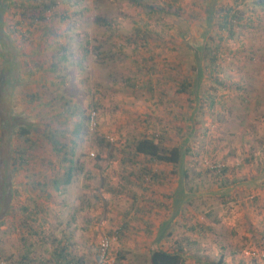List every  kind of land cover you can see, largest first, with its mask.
I'll return each instance as SVG.
<instances>
[{"label":"rangeland","instance_id":"obj_1","mask_svg":"<svg viewBox=\"0 0 264 264\" xmlns=\"http://www.w3.org/2000/svg\"><path fill=\"white\" fill-rule=\"evenodd\" d=\"M166 1L83 0L78 8H86L87 12L77 21L34 25L25 40L17 33L12 8L4 13L1 27L11 38L12 53L4 60L0 50V127L6 143L0 148V264H14L24 254L35 261L37 257L48 258L59 245L69 246L70 252L83 256L86 264H112L122 250L126 254L125 264H147L149 250L155 246L177 249V240L185 233L180 222L175 223L173 235L170 231L163 232L158 245H154L155 235L147 236L133 219L124 237L115 234L130 205L129 189L152 197L136 185V176L129 178L133 183L127 186L128 190L120 188L121 182L137 170H134L132 143L142 133L158 132L164 127L168 129V144L182 139L189 142L191 151L187 160L191 162L185 164L187 181L202 193L215 192L217 188L216 195L195 193L199 196L187 208L192 212L198 210L194 215L201 217L207 224L205 227L211 229L203 235L186 232L185 264H264V178L259 179L254 162L238 167L250 147L254 153L260 151V158L264 153V6L257 0H217L213 25L209 26L207 6L211 0H178L175 7L183 8L181 14L174 13ZM221 6L237 11L243 21L234 27L232 38H227V31L221 33L225 38L222 45L225 55L219 60L221 67L212 74L204 73V83L208 89L216 88L213 94L220 104H215L212 116L202 113L196 129L179 133L174 126L189 117L195 103L185 100L186 97L174 102L175 86L169 81L159 88L169 102H158L152 101L143 90L132 93L125 89V79L137 75L144 80L138 65L147 69L153 63L159 68L163 64L171 67L176 64L175 72L179 76L192 73L194 58L189 50H176L167 41L181 44V31L187 33L185 40L191 42H196L195 39L202 42L207 29L215 36ZM96 15L111 21L114 38H109L95 23ZM145 23L152 37L159 35L162 40H149L143 48L139 43L134 52L135 44L126 45L123 40L127 37L134 40L133 28ZM26 28L20 30L24 32ZM86 39L90 41L91 53L83 60L79 47ZM56 40L61 44L71 43L64 64L53 57ZM122 45L130 58L110 59L111 50L118 52ZM150 56L153 61H149ZM53 64L57 65L56 71L51 67ZM30 95L40 96V100L30 104L27 97ZM67 108H77L76 112L71 111L72 117H68L71 112ZM60 114L65 116V121H59ZM89 115L92 118L88 121ZM19 126L28 127L34 137H43L42 132L48 130L62 136L70 147L74 142V154L69 156L72 162L44 146L34 151L33 162L11 172L10 148ZM100 139L106 140L108 147H104L105 143L100 146ZM209 156L235 166L237 175L243 176L244 182L237 188L239 199L229 211L222 207L218 197L225 190L210 185L211 177L206 170L212 165ZM144 160L134 161L144 165L147 163ZM61 164L73 166L74 172L67 185L55 190L53 180L63 181L65 173ZM154 168L169 177L154 184L156 195L162 196L158 197L162 202L159 204L175 207L169 187L176 184L178 177L169 167ZM39 180L46 183L45 190L39 191L36 185ZM191 185L188 186L194 188ZM28 204L34 211V206L39 210L36 221H26L27 215H22L21 207ZM159 208L162 209L159 213L152 211L146 220L158 223L164 211L163 206ZM207 211L212 215L206 217ZM69 236L71 240L66 242ZM105 249V258L101 260Z\"/></svg>","mask_w":264,"mask_h":264},{"label":"trees","instance_id":"obj_2","mask_svg":"<svg viewBox=\"0 0 264 264\" xmlns=\"http://www.w3.org/2000/svg\"><path fill=\"white\" fill-rule=\"evenodd\" d=\"M83 1V0H80ZM79 0H0V50L2 52V57L7 58L12 53V41L8 34H5L1 27V22L3 21L2 17L4 13L12 8L13 14L16 18L15 26L17 27V33H19L23 39L25 40L28 35H30L32 32L29 30L30 27L36 26H46V23L51 22V24L55 23H61L62 25L69 20L77 21L79 17L82 15L84 16V13L87 12L86 8L79 9L80 5ZM133 1V0H129ZM135 2L138 0H134ZM169 1V2H168ZM175 2L178 3V0H167L166 3L168 7L174 11L176 14L184 13L182 10L183 8L178 5V7H175ZM217 0H211L207 6V8H210V13L207 15L208 17V25H213L211 23L212 21V15L215 14V11L217 10L215 6ZM258 4L264 6V0H257ZM219 12L221 13V17L217 24V30L215 36H211L209 30L207 29L202 34V42H198L199 40L195 39L196 42H191L190 40H185L187 37V33L185 31H181L180 38H181V44H178L177 42H173L171 40H168L167 43H172L173 47L177 50L178 48L189 50L191 56L194 58V67L192 69V73L184 74L179 76V73L175 72L176 69H178V65L174 64L172 67L170 64H163V67L158 66V64H151L150 66L145 68H142L138 65L137 70L142 73V76L144 80H140L137 75L129 76L125 79V89H129L132 93L137 90H143L145 94H148L152 101H163V102H169L168 98H164L165 94L163 91H160L159 88L162 89V86L165 81H169L172 85L175 86V92L174 97L177 99L174 100L176 102L177 100H180L182 98H185V100L189 101L190 103H195L193 107L192 113L189 115V117L183 121L174 126V128L179 131V133L184 132L185 130H188V132L193 128L196 129L198 127V124L200 123V117L203 115L202 113H207L208 115L212 116L215 109V104H220L219 101L216 99V95L213 94V91L216 88H207V85L204 83L205 77L204 73L212 74L213 72H217V70L220 69V63L219 60L223 58L225 55L222 50L224 49L222 47L223 42L225 41V38L221 36L222 32L227 31V38H232L234 35V27L238 25L240 21H243L242 16L237 12L233 11L230 7L221 6ZM95 23L104 29L105 33L109 35V38H114L115 30L112 26V23L109 19L101 16L96 15L94 17ZM147 24L145 23L144 26L140 27V25H137L133 28L132 37L134 38L130 40V38H124L123 43L126 45H130L132 42L135 44L136 48L133 49L134 52H137V47L140 46L146 47L148 45L149 40H162V37L159 35L154 36L151 32ZM26 28L25 31H21L20 29ZM14 31L16 32V28H14ZM158 34V33H157ZM88 37V36H86ZM183 39V40H182ZM204 39V40H203ZM85 44V45H84ZM84 44L80 45V51L82 52V59L86 60L87 56L91 53V49H89L90 41L85 40ZM175 45V46H174ZM71 46V43L68 41L65 44H61L58 40L54 41V47L56 49V52L54 53L55 58H57L58 62L63 63L68 61V55L69 48ZM99 49L98 46L95 47V50L97 51ZM118 52H114L111 50V58L112 60H115V58L124 60L129 59V55H126L123 52V45L118 48ZM153 56L149 57V61H153ZM29 62L26 61L27 67L29 66ZM81 65V63H79ZM53 70L56 71L57 65L53 64L51 66ZM164 67H170V68H164ZM171 72V73H170ZM32 74V72H30ZM159 74V77H154L153 75ZM163 77V78H162ZM179 77L180 80H176V78ZM155 80V84L154 81ZM54 86H56L54 84ZM160 92V93H159ZM158 93V99H155L156 94ZM29 97V103L32 104L35 101L40 100V96L36 95H30ZM62 97V96H60ZM184 100V101H185ZM42 101V100H41ZM50 105V101L47 103ZM203 108V111H200ZM76 109H70L67 108L66 111H72L73 113L76 112ZM65 111V113H67ZM72 112H68V117H72ZM62 117L59 119V121L63 120L65 121V116L63 114H60ZM91 115L87 116L88 121L91 119ZM1 123V122H0ZM2 124V123H1ZM30 126V125H26ZM26 126H19L16 127L14 131V140H12V148H10V154H11V161L13 163V167L11 169V172H16L18 169H21L27 165H29L34 160V151L38 147H44L48 146L51 148V150L59 155L62 156L63 159H66L68 162L70 160V163L72 162V158L69 156L74 154V142H72L71 147L69 144L65 141V139H62L63 137H59L58 134H56L55 131H43L42 136L43 137H36L33 136V133L29 130ZM31 127V126H30ZM79 126L77 127V133H79ZM2 128L0 127V148H3V145H5V136L2 133ZM167 128L164 127L158 132H144L139 138H136V140L132 143V155H133V164H134V170L137 168V172L133 171L128 178H125V181L121 182L120 188L122 189H129L127 187L128 185L132 184L133 181H129V178L131 176H136L135 181L136 185L139 188H142V190L146 193L152 194V197L148 198L145 195L141 196L136 191H133L129 189V191L132 193L131 195V201L129 207L126 209V214L123 217V223H121L117 229L115 230V234L118 235V238L124 237L125 232L128 231L130 226L131 219L136 220V225L143 228L144 233H146L147 236H153L155 235V241L154 245H158L163 232L170 231L169 234L173 235L174 233V225L176 222H180L181 228H184L185 233H183L182 237H179V240H177V249L173 250H165L161 247L155 246V248H152L149 250V253L147 255V264H185L186 258H185V251H184V244L188 243L186 236L187 231H193L194 233H198V235L205 234V231L210 230L211 226H206L205 221L201 219V217H196L195 210L194 212L191 211V209H187L190 207L191 202H193L197 196L205 195V194H214V190L204 192L202 193L199 190V187L191 185L187 180L189 178L188 175V166L185 167V164H190L191 161L187 160V156L190 154L191 147L189 145L188 141H183L174 143L173 145L168 144V132ZM205 131L208 130V128L205 127ZM187 132V131H186ZM9 142V141H8ZM5 143V144H4ZM99 145L101 146L103 143H105L104 147H108L109 143L106 142L104 139L98 140ZM130 143H128L129 145ZM249 144V143H248ZM253 147H250L248 150V154L245 158L242 159V162L238 164V167L243 168L244 165H249L250 163L254 162L256 163V169L257 173L260 178H264V162L261 160H264V153H262V157L260 158V151L259 153H254ZM111 149V148H110ZM109 149V151H110ZM127 149V148H126ZM123 150V149H122ZM63 154V155H62ZM209 155H212V153H208ZM208 158L210 160V163L212 165H209L206 167V170L208 174L210 175L211 182L210 185L213 187L214 185L219 186L218 188H222L225 190L224 193L218 194L219 198L222 200V207L227 209L232 208L233 204L238 201L239 199V193L237 192V188L241 186L244 182L243 176H238L236 173V167H231L229 164H226L222 161H215L216 157L212 158V156H209ZM141 160L145 159L147 163L144 165L137 164L134 160ZM214 160V162H212ZM163 165L170 168V171L175 175V177H178V180L176 184L174 185V188L171 190L173 191V200L175 199V207H167L164 205H161L162 202L158 199V197H162L161 195H156L155 193V183H161L160 181L162 179L166 180L168 179V174H164L163 172H160L158 169H155L154 166ZM60 168L63 169L65 172L62 176L61 180L63 181H56L52 183V186L55 190H59L62 185H67L68 180L71 178V175H73L74 168L73 166L65 167L62 164L59 165ZM171 173L169 172V175ZM198 175V173L195 172V176ZM41 180L37 181L36 185L39 187V191L45 190V184L46 183H40ZM247 182V181H246ZM33 184L32 188L33 190H36L37 187ZM191 185L194 188L188 186ZM44 186V187H43ZM171 186V185H170ZM173 186V185H172ZM176 186V187H175ZM35 188V189H34ZM235 190V191H233ZM233 191V192H232ZM155 193V194H154ZM195 193H199V195H196ZM191 194V195H190ZM194 195V196H193ZM155 197V198H154ZM192 198V200H189ZM98 199V198H96ZM189 200V201H188ZM159 201V202H157ZM256 204L257 202H255ZM161 203V204H159ZM158 206V209L156 208ZM163 206L164 211H162V216L160 218V221L158 223H152L150 220H146V217L149 213L152 211H156L159 213L162 209L159 207ZM36 210L34 211L31 207H29V204L26 206L21 207L22 215L26 216V221L30 222L36 221L38 218H36L39 214V210L36 206H34ZM89 207V205H88ZM186 208V209H185ZM198 211V210H196ZM167 215V218H166ZM206 217H209L212 215L211 211H207V213L204 214ZM131 216V218H129ZM25 221V222H26ZM74 221V219L72 220ZM23 222V226L24 223ZM204 231V233H203ZM157 234V235H156ZM108 235L112 236V233L109 232ZM251 238V236L249 237ZM157 239V240H156ZM256 239V237H255ZM71 240L70 237H66V242H69ZM224 246H220L219 249L224 250ZM38 260L31 259L28 254H24L21 256V259L17 260L16 262H13L14 264H86L85 258L83 256H77L73 252H70L69 246H61L54 248V250L51 251L48 258L43 257H37ZM126 262V254L122 250L118 252L115 256L114 262L112 264H125Z\"/></svg>","mask_w":264,"mask_h":264},{"label":"built area","instance_id":"obj_3","mask_svg":"<svg viewBox=\"0 0 264 264\" xmlns=\"http://www.w3.org/2000/svg\"><path fill=\"white\" fill-rule=\"evenodd\" d=\"M105 251H106V249H105L104 252L102 253L103 255H102L101 258H100L101 260L105 258V255H104V254H105Z\"/></svg>","mask_w":264,"mask_h":264},{"label":"crops","instance_id":"obj_4","mask_svg":"<svg viewBox=\"0 0 264 264\" xmlns=\"http://www.w3.org/2000/svg\"><path fill=\"white\" fill-rule=\"evenodd\" d=\"M176 187V186H175ZM174 188V185L169 187V192ZM70 237V236H69Z\"/></svg>","mask_w":264,"mask_h":264}]
</instances>
